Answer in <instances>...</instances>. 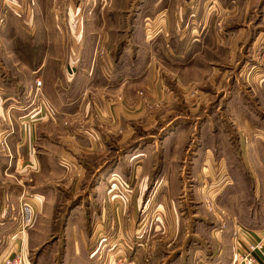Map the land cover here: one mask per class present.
Returning <instances> with one entry per match:
<instances>
[{
  "label": "crops",
  "instance_id": "crops-1",
  "mask_svg": "<svg viewBox=\"0 0 264 264\" xmlns=\"http://www.w3.org/2000/svg\"><path fill=\"white\" fill-rule=\"evenodd\" d=\"M40 1L44 13V4L52 7L55 0ZM57 6L54 15L42 14L29 22L24 20L25 24L19 20L18 25L26 30L23 36L11 30L2 39L0 87L4 86L6 92L2 97L4 105L0 104V260L17 252L29 260V250L44 244L32 241V233L43 232L41 224L18 232L23 199L34 202L35 224L39 216H55L61 202L69 197V189L76 191L70 199L83 196L82 181L86 185L87 169H100L110 163L109 147L137 139L144 117L152 124L148 128H154L159 121H170L165 103L173 102L179 93L188 105L189 89L194 88L196 102L209 104L214 97V102L227 104L231 113L229 127L222 129L213 123L211 136L215 138L211 145L204 144L203 138L211 136L198 125L187 132L177 131L175 137L166 138L173 146L164 145V159L170 170L176 162H183L187 153L184 137H190L193 168L200 172V184L224 180L220 186L224 195L218 194V187L217 197L175 195L176 186L184 184L182 178L175 180L177 177L171 175L158 177L151 189L143 188L148 179L142 177L133 193L91 194L99 201L100 217L116 207V213L120 211V230L128 228L134 234L138 246L127 264H151L160 257L161 264H165L167 258L160 254L168 257L166 247L171 248L173 243L165 237L154 239L156 233L163 236L169 229L176 232L179 218L187 219L183 212L189 209L195 218L202 219L199 211H207L206 200H211L214 206L228 212L233 224L206 228L209 235L198 243L199 247H186L180 258L197 264H230L244 246L232 233L236 220L251 234L240 233L244 242L257 239L264 230V0H69L68 16L61 18L63 11ZM158 8L170 10V15L164 18L165 36L156 43V35L149 36L147 29L154 27L152 19ZM206 9L212 13L210 18ZM224 14L227 20L223 18L220 29L218 21ZM105 65L113 71L109 80L103 76ZM37 78L42 80V87L35 93ZM237 103L243 108H234ZM243 104H249L255 113L247 111ZM220 138H224L221 143ZM146 153L149 147L134 152L130 160ZM228 153L243 161L246 169L242 179L252 184L251 199H226L227 193L229 197L234 194L229 192L232 185L238 183L234 172H229L232 161ZM148 160L141 157L134 164L146 165ZM65 164L84 173L79 172L76 181L67 171L62 173ZM205 169L215 170L214 177L210 174L203 179ZM165 180L168 188L162 192ZM120 183L116 180L114 187ZM189 190L191 195L198 191ZM65 191L68 193H62ZM214 214L218 219L219 213ZM124 216L128 217L126 226L121 224ZM151 217L156 219L154 223ZM72 231L67 226L60 241L54 243L55 248L61 245L62 255L54 260L59 254L55 249L52 264H101L106 259L103 242L107 240L101 238L108 235L104 231L95 230L88 239L83 230L80 237L73 239L69 236L75 233ZM196 233L201 234L202 229ZM116 234L114 231V239ZM97 235L101 237L98 240ZM152 237L154 240H149ZM111 242L114 243L110 241L109 245ZM182 246L176 245L173 250ZM41 261L42 254L36 264H43Z\"/></svg>",
  "mask_w": 264,
  "mask_h": 264
},
{
  "label": "rangeland",
  "instance_id": "rangeland-1",
  "mask_svg": "<svg viewBox=\"0 0 264 264\" xmlns=\"http://www.w3.org/2000/svg\"><path fill=\"white\" fill-rule=\"evenodd\" d=\"M59 2L60 3H58V0H55L52 7L48 6L46 2L44 4L45 11L44 13H42L43 5L41 4L40 0H0V52H2V49H3L2 39L4 38L5 34L10 33L11 30H13L16 34L19 33L21 36H23L24 32H26V30L23 28V25L22 26L18 25L19 20H22L23 22L24 20H26L27 22H29L30 18L35 19L36 16L42 17L43 15L45 16L46 15L51 16L52 14L54 15V11H56V9L58 8V6L55 8L57 4L61 6L62 11H63L60 14V18L67 17L69 0H59ZM52 8H54V10H51ZM130 11L132 14L133 10L131 9ZM209 11H210L209 9H206V12H207L206 16L208 18H210L211 17L210 15H212V13H210ZM154 13H156L154 14L155 20L152 19V23H154V27H150L147 30L150 33L149 36L156 35L155 41H157L156 43H158V42H162L160 39L163 38V36H165L164 35L165 33H163L164 32V25H163L164 18L168 19L170 15V10L158 8L155 10ZM222 16L223 17H221V19L218 21L219 22L218 26L220 29H223V26H224L223 18L227 20V14H224ZM256 16L257 15L255 14V16L252 18H255ZM250 17H251L250 13L248 12L247 19H249ZM254 20L255 19H252L253 22ZM14 23H17V25L16 24L14 25ZM224 31L225 30H223V32ZM17 36L19 35L17 34ZM160 46H162V44ZM261 50L264 51V45H262ZM161 51L162 50H160V52ZM257 54L260 55L261 52L259 51V53ZM169 57L171 59L172 58L177 59V58L172 57L171 55ZM104 58L105 56L102 57L103 60H105ZM224 69L226 70V67H224ZM112 75H113L112 68L110 66L105 65L104 75H103L104 78L109 80L111 79ZM193 91H195L194 88L189 89V92H190L189 94L191 95V97L186 99V100H189L187 102L188 105H185V103H183L185 102L184 96L183 94H179V93L176 94V99H174L173 102L169 101L167 102V104L165 103L164 110H166L170 114V119H171L170 121L168 122L161 121L162 125H161V122L159 121L160 124L159 122L154 123V128L153 127L148 128V126L152 124L147 120V117H144V121L142 122L143 124L139 125V130L136 136L137 139L134 138L133 141L129 140L128 142L123 143L121 146L114 145L113 148L109 147L108 149H110L111 152L108 153L109 154L108 160H110L108 161L110 163L107 164L108 168L104 169V167H102L100 169H87L85 171L88 181H86V185H85L84 179L82 181L83 196H78L76 197V199H72V198L70 199L71 194H76V191L75 189H69V192H71L70 194H68L69 200L68 198L67 199L64 198V200L61 202L63 205H59V209L55 211V214H56L55 216H39L35 224L34 223L35 215H34L33 222L30 224V226H28V228L24 232H26L32 226L34 228V227H37L38 224H41L43 226L42 227L43 232L32 233L33 235L32 241L33 243L37 245L42 244V242L44 244L40 246L37 250H33V251L29 250L30 251L29 260L31 259L30 260L31 264H36L37 263L36 261L39 260L41 254H42V260H43L41 262L43 264H52L53 263L52 258H53L55 249L59 250V254L56 255L54 260H57V259L59 260L60 256L62 255L61 245L58 248H55L54 243H56L57 241H60L61 237L64 235L63 229L66 228L67 226H70V228H72L73 230L72 232H75V233L69 234L70 237L72 238L74 237L73 239L77 238L78 236L79 237L81 236L79 234L80 230H83L85 232L87 239L89 235H91L93 231L95 230L96 232L99 230L101 232L104 231V234L108 236L106 238H101L99 235H97V240L99 239V237L103 240H107L103 242V244L106 246L105 249L107 251L110 250L112 247H115L116 243L114 242L113 233L114 231L117 233L119 231L124 236L123 243L127 242L129 245H134L136 249L138 244H137L136 239H134V234L130 232V229L123 228V231L120 230L121 228L117 221L118 219H121V218H117V213L118 212L120 213V211L118 210V212L116 213V207L114 208V210L111 208L107 209V212L105 213V215H103V217H100V214H99L100 212H98L99 201L98 199H95L94 196H92V194L95 192H102L104 194L113 193V195L115 194V192H117V194L127 193L128 191L130 193H133L137 188L138 180L142 177H147L148 179L147 184L144 185L143 188L149 187V189H151L152 187H154L153 183L158 177L164 176L165 178H168L171 175V176L177 177V178H174L175 180H177L178 178H182L183 184H184L182 187L179 186L181 187V189L184 187V190H181L179 189L178 186H176L175 195L178 194V196H182L183 193H186V196H190V197L193 196L195 198L198 194L199 196H201L202 194L204 197L205 195H210V196L212 194L216 195L218 191H219L218 194L222 192L221 194L224 195L225 191L224 190L220 191V188L223 186L222 185L223 184L222 182L224 181L223 179H222L223 181L219 184H215V183L209 184V185L200 184L201 182L200 174H198L199 170L193 168L194 162H192V160L194 156V152H193L194 150L192 149L191 153H190V150H191V147H194V146L188 143L190 140V137L188 138L184 137L186 141L187 153L186 155L185 153L183 155V157H186L183 162L181 161L176 162L173 165V169L170 170L167 168L168 162H166L164 159L166 157L164 156V145L165 146L167 145L168 147L173 146L172 143H170L169 141H166V138L169 135H170L169 138L175 137V135L177 134V131L180 132V130H182L181 132L183 131L187 132L188 130H191L192 128H194L193 126L198 125V129H205L203 133L204 134L207 133L211 136V129H213V123H214V126L216 123L220 124V126L219 125L218 126L219 128L221 127L222 129H226L227 127H229V123L227 119L231 118V113L229 112V109L227 108V104L223 103L220 105L219 101L214 102L215 101L214 97L212 99L213 102L209 104H206L205 102L200 103V101L196 102V97L194 98ZM4 92H6V90L4 86H2L0 88V104L1 105H4L3 98H2ZM139 93L141 95V92ZM243 105L247 111L250 110L252 111V114L255 113V111H253L254 108H252L249 104H243ZM238 106H240L241 109L243 108L242 104L240 103L235 104L234 108H237ZM143 107H144L143 112L147 113L146 107L145 106ZM126 108L127 107L124 106L123 109L127 110ZM156 108L158 107L155 106V109ZM141 109H142V106L140 108V111ZM150 109L151 108H149V111H153L152 109L151 110ZM241 109L239 110V112L242 111ZM255 110H257L256 107H255ZM155 112H158V111H155ZM156 116H160V114ZM221 119H224V120H221ZM255 120H258V118L255 117ZM213 138L215 137L211 136L208 138H203L204 144L211 145L212 142H214ZM222 139L224 138H220V143ZM109 140L114 141L113 138ZM257 140H260V139H257ZM195 144L198 145V143H195ZM195 144L193 142V145ZM145 147L147 148L149 147V153H146L144 155L145 157L142 156V154H140L135 159L130 160L134 152L141 150L142 148H145ZM168 155L169 153H167V156ZM172 155L176 156L175 153ZM226 155H228L230 157V160L232 161L231 162L232 167L229 172H232V174L234 172L233 175L235 179H237V182H238L236 184L234 183L235 185H232L231 189L229 190V192H232L234 194L229 197L228 196L229 193H227L226 199L228 197L230 201H233L236 199L239 201V199H242L243 196L245 198L251 199L252 198V184L250 182L248 183L247 181H245V179H242V177L244 176V170L246 169L243 161L241 162V159H237L236 154L228 153ZM141 157L149 159L146 165H144V163H139L137 165L134 164V161L140 159ZM150 158H152L153 161L150 160ZM64 166L65 168L62 171V173L67 171L69 173V177L72 179L75 178L76 181L78 180V177L80 176L79 172L84 173V170L82 169L77 170L73 168L72 166L67 167L66 164ZM214 171L215 170H211V171H208L206 169L202 170L201 176L203 179L205 177L210 176V174L213 176ZM116 180L121 182L120 184L117 185L118 186L117 188L114 187V182ZM162 182H165V185L161 186L163 187L161 189V191L163 192V190L166 191L168 188V184H167L168 181L165 180ZM127 183L129 185H126ZM151 183L152 185H150ZM99 187L100 189H98ZM121 187L123 188V191L121 190ZM217 187L219 188L218 191H216ZM262 187H263V193H264V184ZM189 189H196L198 191L194 193L193 192L194 190H193L192 191L193 194L191 195V192H189L190 191ZM62 193H68V192L65 191ZM89 195H90V198L87 199ZM223 199L225 200V198ZM207 201L208 200H206V204L209 205ZM250 206H253V208L256 207V205L253 204L252 201H250ZM208 207H207V211H205L203 208H202L203 211H199V212H202V214L200 215L201 216L200 218L202 219H199L198 217L195 218L193 214V210L189 209L188 211L183 212V215H185L187 219H185L183 216L179 218L178 223L180 224V226L178 225V229L176 232L173 231L174 229L173 230L169 229V231L167 230L163 234V236L161 233H156V237L154 239L157 240V237H165L166 238L165 240H169V242L173 243L171 248L166 247L167 251H169L167 254H170L168 257H165V255L163 254H160L164 258H167L165 261L166 262L165 264H197L194 261H192V263H189L188 261L180 258L181 254L186 251V247L187 249L190 246L199 247L198 243L204 240L205 235H209L207 232L208 229L206 228H210L213 226L218 227V225L226 226V225L233 224L232 222L233 218L229 217V215L227 214L228 212L226 210L220 208L219 206H214V204H212V207H211L213 209L212 211ZM77 208H78V211L77 210L75 211L74 209H77ZM94 208L96 209V211L94 210ZM33 209L35 213L34 202H33ZM216 211L219 213V217L222 216V220L219 219V217L218 219L215 217L214 212L216 213ZM123 219L124 220L121 221V224L125 225L126 219H128V217L124 216ZM151 219L153 223H154V220L156 221V219H153V217H151ZM153 223L151 225L154 226L156 223L155 224ZM162 223L163 225L166 224V222L164 221ZM201 229H202L201 234L196 233V231L201 230ZM228 234H230V231ZM37 237H41L42 239L40 241H38L37 239L36 241L35 239ZM154 239L152 237L149 240H154ZM207 239L209 238L207 237ZM209 240L212 241L211 238ZM110 241H113L114 243L111 242V244L109 245ZM176 245L178 246L183 245V246L181 249L173 250L174 249L173 247ZM113 251H115V248ZM191 251L194 252V249H192ZM147 252H150V251H147ZM147 252L146 254H149ZM132 253L133 251H131L128 254V259H130ZM128 262L129 260L127 261V263ZM145 262L148 263V260L145 259ZM161 263H162L161 257L157 258L156 262L154 263L151 262V264H161Z\"/></svg>",
  "mask_w": 264,
  "mask_h": 264
},
{
  "label": "built area",
  "instance_id": "built-area-1",
  "mask_svg": "<svg viewBox=\"0 0 264 264\" xmlns=\"http://www.w3.org/2000/svg\"><path fill=\"white\" fill-rule=\"evenodd\" d=\"M148 34L150 33L148 32ZM34 85L35 92L41 90L42 80L37 78ZM31 200V198H25L22 200L21 208L17 218V228L19 233L24 232L33 222L35 213L33 209V201ZM207 203L209 204L208 208L212 211L213 209L211 208V201L208 200ZM242 232H245L247 236L251 237L249 231L245 230L242 225H240L236 221L233 229V236L238 242H243L244 246L243 250L235 254L230 264H264V230H262V233L257 237V239L253 238L249 242L242 241V238L240 236V233ZM115 237H117L114 239V242L116 243L115 247H112L110 250L106 251V259L102 260L101 264H127V261L129 260L128 254L131 251H134V245H129L127 242L123 243L124 236L119 231L115 235ZM114 248L115 251H113ZM102 258L103 256L101 257V259ZM0 264L31 263L22 253L17 252L11 254L9 257L0 260Z\"/></svg>",
  "mask_w": 264,
  "mask_h": 264
},
{
  "label": "trees",
  "instance_id": "trees-1",
  "mask_svg": "<svg viewBox=\"0 0 264 264\" xmlns=\"http://www.w3.org/2000/svg\"><path fill=\"white\" fill-rule=\"evenodd\" d=\"M105 168H108V165H107V166H105V167H104V169H105Z\"/></svg>",
  "mask_w": 264,
  "mask_h": 264
}]
</instances>
